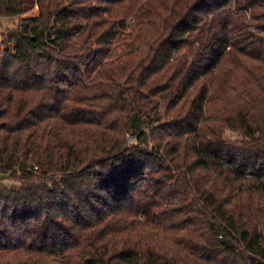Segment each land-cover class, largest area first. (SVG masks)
Instances as JSON below:
<instances>
[{"label": "trees", "instance_id": "1", "mask_svg": "<svg viewBox=\"0 0 264 264\" xmlns=\"http://www.w3.org/2000/svg\"><path fill=\"white\" fill-rule=\"evenodd\" d=\"M2 18L0 264H264V0Z\"/></svg>", "mask_w": 264, "mask_h": 264}, {"label": "rangeland", "instance_id": "2", "mask_svg": "<svg viewBox=\"0 0 264 264\" xmlns=\"http://www.w3.org/2000/svg\"><path fill=\"white\" fill-rule=\"evenodd\" d=\"M30 15L37 16L38 11L35 9L31 13L24 14L23 16H21V18H27ZM19 22H20L19 18H2V19H0V49L3 50L4 46H5V45H3V42H2L4 34H6V32L9 31L10 29L16 28L18 26ZM10 47L12 48L13 45H10ZM227 138L235 140V139H238L239 136L232 133V132H228Z\"/></svg>", "mask_w": 264, "mask_h": 264}, {"label": "built area", "instance_id": "3", "mask_svg": "<svg viewBox=\"0 0 264 264\" xmlns=\"http://www.w3.org/2000/svg\"><path fill=\"white\" fill-rule=\"evenodd\" d=\"M130 141H132L130 138H129Z\"/></svg>", "mask_w": 264, "mask_h": 264}]
</instances>
